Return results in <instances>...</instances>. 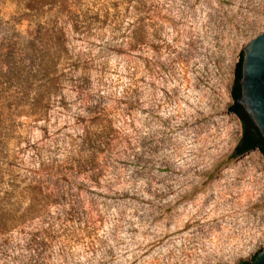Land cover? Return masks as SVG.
Instances as JSON below:
<instances>
[{"label":"rangeland","instance_id":"rangeland-1","mask_svg":"<svg viewBox=\"0 0 264 264\" xmlns=\"http://www.w3.org/2000/svg\"><path fill=\"white\" fill-rule=\"evenodd\" d=\"M137 1L0 0V264H248L264 248V153L234 154L229 111L264 0ZM71 171L72 219L55 195Z\"/></svg>","mask_w":264,"mask_h":264},{"label":"trees","instance_id":"trees-1","mask_svg":"<svg viewBox=\"0 0 264 264\" xmlns=\"http://www.w3.org/2000/svg\"><path fill=\"white\" fill-rule=\"evenodd\" d=\"M139 4L141 0L137 1ZM140 31H142V26L139 23H131L125 30V35L127 38H132L136 37V35H139ZM242 60H243V51H240L239 54V60L236 63L235 67V80H234V85L232 87V95L234 99L236 100L237 98L240 97L241 95V86L239 83V79L241 77V67H242ZM101 111V110H99ZM235 113L238 114V116L241 119L242 123V136L235 148L234 154L235 155H242L247 153L250 150L253 149H260L264 153V138L259 131V129L255 126L251 118L249 117L248 113L245 111V109L242 106H239L236 110ZM104 134V132H102ZM105 135V134H104ZM99 138V137H97ZM100 139V138H99ZM101 143H105L104 140L101 139ZM96 152V148L93 149L92 152H89L87 155V158L84 159L86 163H90L94 160V153ZM72 176V178H71ZM71 178V179H70ZM90 180L89 179H83V185L88 183ZM60 182V188L59 190L55 193V195H58L62 201L64 202L62 205L64 208L63 209L62 215H64L67 218H80L83 217V207H82V202L80 200L81 194L79 192L74 193L71 189V185L75 183V178H73V172L71 173H64V176L61 179L57 180V183ZM52 195L49 194L47 195L48 197ZM36 195H33L31 198L33 200L31 208L27 209L28 213L29 211L32 210V207L34 206V203H36ZM26 215V214H25ZM24 215V216H25ZM256 255V254H255ZM253 256V258L255 257ZM247 264V263H245Z\"/></svg>","mask_w":264,"mask_h":264},{"label":"water","instance_id":"water-1","mask_svg":"<svg viewBox=\"0 0 264 264\" xmlns=\"http://www.w3.org/2000/svg\"><path fill=\"white\" fill-rule=\"evenodd\" d=\"M242 51L241 95L229 111L242 106L264 138V31L247 42ZM248 264H264V248Z\"/></svg>","mask_w":264,"mask_h":264}]
</instances>
